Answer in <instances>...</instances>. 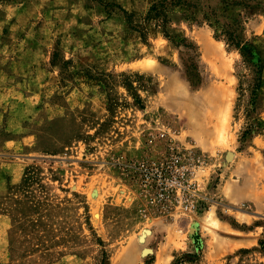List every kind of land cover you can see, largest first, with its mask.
Here are the masks:
<instances>
[{"label": "rangeland", "instance_id": "obj_1", "mask_svg": "<svg viewBox=\"0 0 264 264\" xmlns=\"http://www.w3.org/2000/svg\"><path fill=\"white\" fill-rule=\"evenodd\" d=\"M154 1L0 0V264H264V0H196L143 38ZM163 129L203 157L196 215L154 214L122 165ZM252 149L254 206L224 202Z\"/></svg>", "mask_w": 264, "mask_h": 264}, {"label": "built area", "instance_id": "obj_2", "mask_svg": "<svg viewBox=\"0 0 264 264\" xmlns=\"http://www.w3.org/2000/svg\"><path fill=\"white\" fill-rule=\"evenodd\" d=\"M146 143L163 144L155 157L123 163L141 199L156 215L193 216L209 198L201 192L197 172L203 157L192 148L174 143L166 129L148 134Z\"/></svg>", "mask_w": 264, "mask_h": 264}, {"label": "trees", "instance_id": "obj_3", "mask_svg": "<svg viewBox=\"0 0 264 264\" xmlns=\"http://www.w3.org/2000/svg\"><path fill=\"white\" fill-rule=\"evenodd\" d=\"M185 8L191 12L203 8L196 0H157L151 3L145 17L140 25L136 26L137 30L143 38L150 30L160 31L164 37L170 39L167 27L171 22L170 13L177 8ZM208 11H204L203 19L209 21L211 17L216 16L215 12L208 6ZM130 22L129 15L125 10L121 9ZM222 20L214 19L210 21L209 25L216 30H220V34L224 37L227 45L234 47L240 54L247 57H254V49L251 45L246 43L242 39L243 26L242 22L236 18H231L226 15H222ZM262 249H264V243L260 242Z\"/></svg>", "mask_w": 264, "mask_h": 264}, {"label": "crops", "instance_id": "obj_4", "mask_svg": "<svg viewBox=\"0 0 264 264\" xmlns=\"http://www.w3.org/2000/svg\"><path fill=\"white\" fill-rule=\"evenodd\" d=\"M251 152V154L245 153L239 159L236 157L233 159V161H236L235 164L238 162L242 163L240 160H246L245 162H248L249 169L245 170L241 167L235 169L234 172L225 171L226 178H224L222 185L218 188V194L224 202L249 201L254 206V149ZM233 173L236 174V177L230 180V174Z\"/></svg>", "mask_w": 264, "mask_h": 264}, {"label": "bare ground", "instance_id": "obj_5", "mask_svg": "<svg viewBox=\"0 0 264 264\" xmlns=\"http://www.w3.org/2000/svg\"><path fill=\"white\" fill-rule=\"evenodd\" d=\"M156 264H158V263H156Z\"/></svg>", "mask_w": 264, "mask_h": 264}]
</instances>
